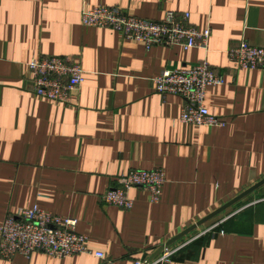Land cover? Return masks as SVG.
Here are the masks:
<instances>
[{
	"label": "crops",
	"instance_id": "obj_1",
	"mask_svg": "<svg viewBox=\"0 0 264 264\" xmlns=\"http://www.w3.org/2000/svg\"><path fill=\"white\" fill-rule=\"evenodd\" d=\"M117 6L161 20L173 10L200 31L207 48L154 45L109 28L88 27L82 11ZM264 47V0H0V223L35 205L77 219L89 248L104 253L0 256V264H133L264 179V69L240 70L229 50ZM63 56L85 81L77 107L34 93L28 63ZM207 61L226 82L205 104L225 120H180L185 101L160 95L153 79ZM161 168V199L134 188L127 210L102 195L127 169ZM171 264H264V184L175 242Z\"/></svg>",
	"mask_w": 264,
	"mask_h": 264
},
{
	"label": "built area",
	"instance_id": "obj_2",
	"mask_svg": "<svg viewBox=\"0 0 264 264\" xmlns=\"http://www.w3.org/2000/svg\"><path fill=\"white\" fill-rule=\"evenodd\" d=\"M189 20V12L180 18L173 10L165 11L161 20L137 17L117 6L97 5L82 11L83 25L113 29L148 48L154 45L207 48L211 29L200 31ZM229 57L237 69H264V47L249 41L230 49ZM28 68L35 94L56 103L78 106L75 94L85 81V71L80 64L68 57L41 56L32 59ZM225 82V75L207 61L165 70L153 79L157 93L176 95L185 101L180 115L182 122L209 127L225 125V120L212 114L205 104L208 89ZM166 181V173L161 168L127 169L118 177L117 185L102 195V201L130 210L135 205L131 191L142 188L149 193L150 201L157 203ZM77 223L73 217L55 214L37 205L19 209L0 223V256L11 258L22 254L29 257L35 251H42L56 258L79 254L105 258L104 253H93L88 236L77 231ZM184 245L163 243L155 257L138 259L133 264H171L175 253Z\"/></svg>",
	"mask_w": 264,
	"mask_h": 264
},
{
	"label": "water",
	"instance_id": "obj_3",
	"mask_svg": "<svg viewBox=\"0 0 264 264\" xmlns=\"http://www.w3.org/2000/svg\"><path fill=\"white\" fill-rule=\"evenodd\" d=\"M263 184H264V179L262 181H260L259 183H257L256 185H254L253 187H251L250 189H248L247 191H245L244 193H242V194L238 195L237 197H235L233 200H231L229 203H227L221 209H218L214 213L208 215L206 218H204L202 221H200L199 224H196V225H193V226L189 227L188 229H186L185 231H183L182 233H180L178 236H176L174 239H172L168 243L169 244L175 243L179 239L183 238L187 234H189L192 231H194L199 225H202L203 223L207 222L211 218H213L216 215L220 214L221 212H223L224 210H226L227 208H229L233 204L237 203L238 201H240L241 199H243L245 196H247L249 193H251L252 191H254L255 189H257L258 187H260ZM160 250H161V247L153 254L152 257H155L160 252Z\"/></svg>",
	"mask_w": 264,
	"mask_h": 264
}]
</instances>
